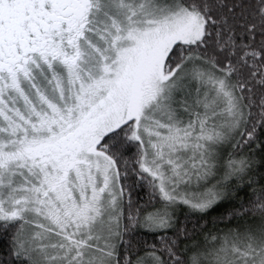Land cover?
I'll use <instances>...</instances> for the list:
<instances>
[{
	"label": "rangeland",
	"instance_id": "obj_1",
	"mask_svg": "<svg viewBox=\"0 0 264 264\" xmlns=\"http://www.w3.org/2000/svg\"><path fill=\"white\" fill-rule=\"evenodd\" d=\"M94 1L81 68L38 75L35 92L20 91L13 104L0 105V222L21 224L20 253L37 264H114L122 219L114 159L99 149L77 168V181L57 187V165L35 157L103 104L137 49L154 91L142 104L134 97L109 131L133 120L140 170L159 195L143 224L160 231L183 212L205 214L226 203L228 180L242 181L251 165L229 157L243 118L231 91L194 62L168 71L177 44L204 36L203 16L178 0ZM185 249L192 264H264V216L214 222Z\"/></svg>",
	"mask_w": 264,
	"mask_h": 264
},
{
	"label": "trees",
	"instance_id": "obj_2",
	"mask_svg": "<svg viewBox=\"0 0 264 264\" xmlns=\"http://www.w3.org/2000/svg\"><path fill=\"white\" fill-rule=\"evenodd\" d=\"M178 1L203 16L205 32L197 43L173 48L168 71L194 62L209 79L231 91L232 104L236 100L243 118L229 157L251 165L242 181L228 180L226 203L205 214L183 212L174 221L170 218L172 227L155 231L143 224V218L159 195L154 181L140 170L142 150L132 138L133 120L108 133L99 149L114 159L121 191V233L114 264H192L185 247L199 240L210 224L245 223L264 216V0ZM20 228L19 223L0 222V264H37L20 253Z\"/></svg>",
	"mask_w": 264,
	"mask_h": 264
},
{
	"label": "flooded vegetation",
	"instance_id": "obj_3",
	"mask_svg": "<svg viewBox=\"0 0 264 264\" xmlns=\"http://www.w3.org/2000/svg\"><path fill=\"white\" fill-rule=\"evenodd\" d=\"M96 9L94 0H0V105L13 104L14 94L20 91L35 92L38 75L79 70ZM134 52L119 82L110 84L103 104L72 130L42 146V153L35 157L46 160L48 168L51 161L57 165V187L70 182L78 167L88 166L87 159L98 155L102 139L118 128L109 131L110 126L125 117L134 97L142 104L154 91L152 76L143 70L145 62L136 57L143 51Z\"/></svg>",
	"mask_w": 264,
	"mask_h": 264
}]
</instances>
